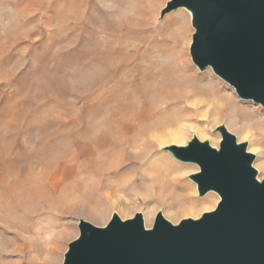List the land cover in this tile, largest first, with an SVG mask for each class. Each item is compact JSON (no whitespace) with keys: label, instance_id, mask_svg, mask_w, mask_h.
I'll use <instances>...</instances> for the list:
<instances>
[{"label":"rangeland","instance_id":"1","mask_svg":"<svg viewBox=\"0 0 264 264\" xmlns=\"http://www.w3.org/2000/svg\"><path fill=\"white\" fill-rule=\"evenodd\" d=\"M168 1L0 0V264H61L80 219L103 226L113 213L138 212L151 227L157 212L177 224L215 208L219 195H199L190 177L198 165L175 158L171 142L130 141L139 136L128 132V92L141 105L144 84L189 95L197 110L183 114L184 103L168 100L142 125L179 113L178 144L196 136L214 148L223 125L255 154L253 166L264 165L263 123L241 132L226 110L215 123L212 97L194 107L217 93L238 115L264 121L259 103L192 62L190 11H166ZM166 170L181 179L174 187L170 175L158 180ZM180 194L191 203L177 206Z\"/></svg>","mask_w":264,"mask_h":264},{"label":"water","instance_id":"2","mask_svg":"<svg viewBox=\"0 0 264 264\" xmlns=\"http://www.w3.org/2000/svg\"><path fill=\"white\" fill-rule=\"evenodd\" d=\"M177 7L191 13L192 62L264 108V0H169L165 10ZM217 129L218 148L196 136L167 146L198 165L190 177L199 195H219L214 209L177 224L157 212L147 229L138 212L125 220L113 213L103 226L80 219L61 264H264V176L257 178L246 144Z\"/></svg>","mask_w":264,"mask_h":264},{"label":"bare ground","instance_id":"3","mask_svg":"<svg viewBox=\"0 0 264 264\" xmlns=\"http://www.w3.org/2000/svg\"><path fill=\"white\" fill-rule=\"evenodd\" d=\"M160 88H161V82L160 81H154L151 83L144 84L140 89L141 96L144 98L141 105H138L136 103L135 97L132 95V93L128 92V132L131 131L132 129H136L138 132V136H139L138 139L131 138L130 141H132V143L143 140L146 144H148V143L152 144L153 139H156L158 141H161L160 143L171 142V144L181 145V144H178V141H179V138H181L180 135L184 129V127L181 123V119L183 118L182 114L174 113L168 117H165L163 119V121H161L160 123H158L152 127H146V126L142 125V123L145 120H147L153 116L158 115V113H159L158 110L152 111L150 109L152 106H154L157 103L167 104L168 100H175V103L176 102L177 103H184L183 111H182L183 114H187V113H189V111L193 112V111L197 110L196 108L190 107L187 105V103H185L187 101L189 95H183V96L181 95L180 96V95L173 94L170 97H164L160 93ZM202 95H203L204 99H200L199 101L197 100L196 101L197 103L194 104V107L198 106L200 103H202V104L207 103L208 100H210V97H212L213 100H215V103L217 104L216 107H218L217 109H218V113H219V115L215 116L213 119V121L215 123H218L221 120L222 114H220V111L226 110V112L229 114V116L231 118L229 125L230 126H236L237 124H240L238 126V129L241 132L244 131L245 128L250 126V125L251 126H253V125L257 126L260 123L264 124V121H258V120L252 121V119L250 117H244V116L242 117V116L238 115V113L234 109L233 105L230 103V101H228V98H226L223 95H219L217 93L209 94L206 92H204ZM180 97H183L182 100H180ZM245 119H246V121H245ZM169 126H177V129L163 132L165 130V128H167ZM226 129L228 130V128H226ZM263 167H264V165H262L261 163L259 165L253 166V168L256 170L257 174L260 172V169H262ZM157 169H159V168H157ZM161 169L162 168H160V170ZM165 173L166 174H164L163 176L158 177L159 181H162L164 178H167L168 175H170L169 181L172 183L171 187H174L175 183H179L181 181V179L179 177H177V175H171L172 171L166 170ZM257 178H258V175H257ZM175 200H176L177 206L178 205L184 206L187 203L188 204L191 203L185 194H180V195L176 196ZM188 209H189V207L185 206V210H188ZM143 216L144 215H142V217ZM143 224H144V227L146 229L150 228L148 226L149 221H148V219H146L145 216L143 217Z\"/></svg>","mask_w":264,"mask_h":264}]
</instances>
